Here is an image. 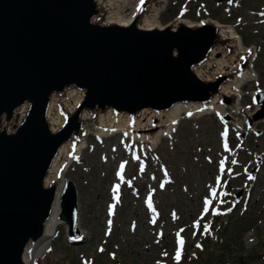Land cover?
I'll list each match as a JSON object with an SVG mask.
<instances>
[{
  "label": "rangeland",
  "instance_id": "rangeland-1",
  "mask_svg": "<svg viewBox=\"0 0 264 264\" xmlns=\"http://www.w3.org/2000/svg\"><path fill=\"white\" fill-rule=\"evenodd\" d=\"M180 16L230 24L255 48L244 111L185 117L153 149L121 133L89 136L65 173L87 238L70 239L60 225L36 264H264V118L254 117V96L264 91V0H165L159 22Z\"/></svg>",
  "mask_w": 264,
  "mask_h": 264
},
{
  "label": "water",
  "instance_id": "water-1",
  "mask_svg": "<svg viewBox=\"0 0 264 264\" xmlns=\"http://www.w3.org/2000/svg\"><path fill=\"white\" fill-rule=\"evenodd\" d=\"M101 10L97 0H0V264H23L26 247L42 236L55 193L45 180L61 144L84 135L83 110L135 117L209 102L224 81L193 70L221 41L213 24L143 30L103 23ZM71 89L83 99L53 131L49 105ZM256 100L254 117L264 118V92ZM60 205L76 236L70 179Z\"/></svg>",
  "mask_w": 264,
  "mask_h": 264
},
{
  "label": "bare ground",
  "instance_id": "bare-ground-1",
  "mask_svg": "<svg viewBox=\"0 0 264 264\" xmlns=\"http://www.w3.org/2000/svg\"><path fill=\"white\" fill-rule=\"evenodd\" d=\"M101 6L103 23L129 26L132 23L143 30L176 29L180 24L189 27H199L213 24L217 29L220 42L211 49L208 58L193 68L195 75L203 81L212 82L217 78H224L219 93L215 94L209 102H177L166 110L154 111L143 109L138 116L131 117L127 113L114 114L110 110L97 115L87 110L81 113L84 135L79 139L68 140L61 144L47 174L45 184L55 186L54 200L50 216L44 224L43 234L35 243L26 247L23 253V264H36L38 259L51 247L60 225L69 235V226L62 218L60 205L64 189L65 173L69 166L80 159L81 153L88 145V137L98 139L110 137L113 134H122L131 142L141 145L147 144L152 149L157 147L164 137L171 136L178 122L185 117L202 116L214 113L218 116L229 113L240 115L244 109L241 103L242 87L253 79L256 50L253 46H245L236 29L227 23L203 18L194 22L185 20L181 16L167 23L159 22V13L163 10L165 0H97ZM264 92V91H263ZM83 92L79 89L67 90L63 97L52 99L47 119L53 131H56L64 122V112H74L83 99ZM228 97L232 102L226 105ZM256 106L258 105L256 101ZM228 107V108H227ZM228 112V110H230ZM192 117V118H193ZM238 123V121H235ZM242 124H238L240 127ZM138 159V157H136ZM135 158V159H136ZM261 165H259V170ZM75 186V184H74ZM77 208V239L85 240L87 234L81 226L79 193L75 186ZM153 198V197H151ZM210 208V205L208 206ZM142 207L139 213L142 214ZM249 239L250 235L246 236ZM82 242V241H81ZM146 244H149L146 241ZM150 243L149 247L151 246ZM182 249L183 245L178 244Z\"/></svg>",
  "mask_w": 264,
  "mask_h": 264
},
{
  "label": "snow or ice",
  "instance_id": "snow-or-ice-1",
  "mask_svg": "<svg viewBox=\"0 0 264 264\" xmlns=\"http://www.w3.org/2000/svg\"><path fill=\"white\" fill-rule=\"evenodd\" d=\"M225 148L227 149V145L225 144ZM232 163H236V161H232ZM123 167H124V165L122 164L121 165V170L123 169ZM118 176L120 175V173L118 172V174H117ZM250 179H252L253 177H249ZM118 188H119V186L117 185V186H115L114 187V191H118ZM213 196H215V191L213 190L212 191V193H211ZM209 203H210V201H208L207 199L205 200V207H204V211L205 212H207L208 211V205H209ZM149 207H151V202L149 201ZM213 214H219V213H213ZM204 230H205V232H207L208 231V226L207 225H205L204 226ZM182 231V230H181ZM177 235L179 236V233H177ZM178 244H180V245H182L183 244V241L182 240H178ZM198 247H199V245H197ZM175 259L177 260V261H179V259H180V249L178 248L177 249V253H176V257H175Z\"/></svg>",
  "mask_w": 264,
  "mask_h": 264
}]
</instances>
